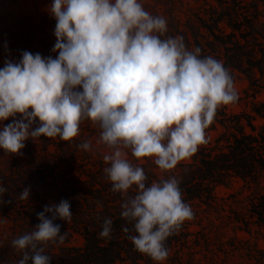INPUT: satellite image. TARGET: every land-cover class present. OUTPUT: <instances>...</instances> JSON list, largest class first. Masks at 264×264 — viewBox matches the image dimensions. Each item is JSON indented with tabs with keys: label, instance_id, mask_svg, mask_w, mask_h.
<instances>
[{
	"label": "clouds",
	"instance_id": "clouds-1",
	"mask_svg": "<svg viewBox=\"0 0 264 264\" xmlns=\"http://www.w3.org/2000/svg\"><path fill=\"white\" fill-rule=\"evenodd\" d=\"M48 12L56 20L55 57L24 51L0 69V149L21 155L28 140L71 142L90 121L99 129L111 191L122 197L121 217L132 225L123 231L135 250L164 262L167 239L194 213L176 175L148 184L140 164L150 159L172 173L206 143L217 109L238 100L230 71L199 47L189 49L182 36L167 35L166 19L141 0H54ZM77 147L92 151L88 140ZM6 191L0 185V197ZM30 196L31 186L24 187L19 199ZM72 216L69 200L45 205L39 224L11 241L22 254L18 264H51L45 250L67 237L56 221L71 223ZM112 231L106 218L99 237Z\"/></svg>",
	"mask_w": 264,
	"mask_h": 264
},
{
	"label": "trees",
	"instance_id": "trees-1",
	"mask_svg": "<svg viewBox=\"0 0 264 264\" xmlns=\"http://www.w3.org/2000/svg\"><path fill=\"white\" fill-rule=\"evenodd\" d=\"M244 4L243 0H221V7L219 5L221 9L212 8L211 14L209 11L205 18L194 17L192 14L194 12L191 9H186L190 16L187 17L188 19L184 24L185 29L172 24L173 28L168 29L167 35L182 36L186 46L189 49L199 47L202 56H210L214 52L219 55L222 54L215 49L211 53L206 45L213 47L216 44L217 47L219 46L218 51L222 52L224 48L227 60L224 66L230 71L233 81L237 77L236 71H239L245 74L249 81L260 90L264 89V40H261L263 34L257 26V21L264 14L263 10H258L261 6L264 7V0H254L249 12L248 8L242 7ZM202 29L205 31L202 32ZM228 29L231 31L227 32ZM210 36L213 39L209 41L207 38ZM214 58L219 59L218 57ZM258 73L261 76L257 77ZM254 106L253 111L264 119V103H261L260 106L257 104ZM254 120L255 115L229 114L226 108H218L214 121L205 130L206 143L201 144L192 156L193 163L180 164L174 170L179 171L180 169L179 175L176 176L181 181L182 199L186 203L195 199L204 202L208 200L209 202L206 204L212 205L211 208L219 213L222 220L219 224L216 223L217 225L212 224L210 228L205 227L206 231L200 233H190V223L185 221L180 230L166 241V247L169 250L166 264H176L175 261L178 262L179 258L178 255L174 257L175 253L184 252L185 249L195 252L194 254L188 252L191 256L201 253V247L204 248V251L210 250L214 254L220 253L222 250L220 246L225 243L224 240L228 235L226 233L228 226L246 233L254 232V226L259 230L264 229V124L256 125ZM213 131H218V136L211 140L210 135ZM60 143L62 148L65 143L62 140ZM61 156L60 153L58 159L62 158L63 160ZM58 159L49 161L48 166L43 167V169L42 166L36 169L34 166L36 162H34L28 167L19 165L18 171L15 170V167L10 168L9 174L11 176H7L6 172L3 171L0 174V185L7 189L3 197H0L4 201L0 203V211L3 210L4 214L10 218L12 214L17 213L15 217L12 216L15 222L14 234L9 238H0V255L4 254L3 259L7 255L9 264H18L22 258V254L12 247L11 241L18 236L31 232L39 224L37 215H29L26 206L31 204L38 190L47 185L49 180L47 178L54 174V169L60 162L57 161ZM38 164L39 162L36 163V165ZM107 166L102 164V172L99 171L98 174H89L88 170L86 174L83 173L86 176L84 182L88 184V187L78 185L81 179L73 180L72 183L67 180L69 186L65 188L58 186L57 183L53 184L52 190L55 191L52 195L53 201L55 204H59L62 199L70 201L72 219L74 220L72 229L74 232L82 231L85 243L78 248L59 245L57 248L61 251L60 255H51V264H117L119 261H123L124 264H140V261L147 262V264H164L153 261L150 257L135 250L134 245L128 239L129 234L123 231L125 227L131 229L132 225L121 217L122 197L119 193L111 191V182L104 174V168ZM147 177V183L151 184L156 175L149 173ZM235 177L249 181L247 183H255L256 188L249 199L250 204L245 205L246 201L244 200L242 205L245 206L231 209L229 213L233 216L227 219L223 213L226 209L225 206L213 205L212 200H215L214 188L217 185L231 183L232 178ZM45 178L47 181L43 182ZM28 186H31L30 198L20 200V193L24 187ZM23 202L25 204L20 206L19 204ZM44 206L45 204L37 208L33 206H28V208L43 211ZM190 206L193 209V205L190 204ZM20 207L26 209L25 213L23 210H19ZM100 207L101 209H99ZM195 207L198 209V204H195ZM14 208H18V212H14ZM193 213L195 215V212ZM198 213L200 211L196 214ZM106 218H110L113 222L111 238H100L99 233ZM56 223L61 225L62 234L67 232L65 222L57 220ZM213 233H215L214 236ZM193 235L194 244L191 240ZM70 236L71 234L67 232L64 243L69 242ZM234 240L241 248L249 251L251 259L258 252L261 255L259 259L256 256L258 262H264V252H256L252 247L253 245L249 244L248 239L237 236ZM53 247L49 246V251ZM194 247L195 250H193ZM177 248L179 251H176ZM250 248L253 251H250ZM172 252L174 253L172 254ZM3 259L0 260V264L3 263ZM193 261L196 262V259ZM207 264H215V262L212 259Z\"/></svg>",
	"mask_w": 264,
	"mask_h": 264
},
{
	"label": "rangeland",
	"instance_id": "rangeland-1",
	"mask_svg": "<svg viewBox=\"0 0 264 264\" xmlns=\"http://www.w3.org/2000/svg\"><path fill=\"white\" fill-rule=\"evenodd\" d=\"M243 1L245 4L242 7L248 8L249 12V8H251L254 0ZM53 2L54 0H0V69L5 66L6 60H12L13 62L19 61L21 59V53L24 51H28L33 54L40 53L44 57H55L56 54L52 52V48L56 43V37L54 35L56 20L48 12V8ZM141 2L143 3L145 9L153 15L164 17L167 21L168 29L170 30L173 28L174 24H176V26H180L181 29H185L184 24L188 19L187 17L190 16L186 12V9H191L192 12H194L192 13L194 17L200 16L203 18L208 15L209 11L211 14L212 8L221 9V0H141ZM258 10L264 11V7L261 6ZM195 20H197V18H195ZM174 21H176V23H174ZM221 25H223V23H221ZM257 26L263 34L261 37V40L263 41L264 14L261 15L260 19L257 21ZM204 31L205 30L202 29V32ZM230 31V29L227 30V32ZM208 38L207 40L209 41L213 39L211 36ZM206 47L208 51H211V53L213 49H215V51L218 53H222L219 55L214 52L210 56L218 57V60L223 62V64L227 62L226 56L224 54V48L222 49V52L218 51L219 46L217 47L216 44L213 46L215 48L210 47L209 45H206ZM236 75L237 77L234 80V86L238 93V100L234 104L222 106L219 109L226 108V111L229 114L255 115L254 123L256 125L264 124V119L260 118L253 111L255 104L260 106L261 103H264V89L259 90V88L255 86V84L251 83L242 72L236 71ZM259 76H261L260 73L257 74V77ZM4 123H11V120L5 121ZM217 136L218 131H213L210 135V138L211 140H214ZM84 140L91 141L92 151H83L77 147V145ZM98 140L99 129L93 127L90 121H84L80 125L78 137L71 142L64 141L65 144L62 145V148L59 137H40L35 141H26L25 148L22 150L21 155H5L4 151L0 149V174L3 171L6 172L7 176H11L9 174L10 168L12 169V167H15V170L18 171L19 165L28 167L29 165H33L34 162H39L38 165H36V163L34 164L36 169L41 166L43 169V167L48 166L49 161H55L60 156V153L62 154L61 157H63V160L62 158L57 160L60 162L56 165L54 174L50 176V178H47L49 179L47 185H44L43 188H40L38 193L34 195V199L32 200L31 204L26 206L29 215L33 216V214H35L36 216L37 213L41 211L30 209L28 206L37 208L42 204L50 205L55 203L52 197V195L55 193V191L52 190L53 184L57 183L58 186L65 188L69 186L67 180H70L72 183L73 180L76 181L81 179L78 185L81 187H88V184L84 182L86 176L83 173L86 174L87 170L89 171V174H98L99 171L102 172L101 165H106L102 159V156L105 154V149L102 145L98 144ZM63 151L65 152L63 153ZM129 159L134 164L139 163V161L135 160V158L132 157L130 153ZM184 163H193V157L187 161L180 162L181 165ZM180 164L178 165L180 166ZM140 166L144 168L147 175L149 173H151V175H156L157 178L155 177V182H158L161 176L166 179L171 174L179 175L180 173V169L179 171L173 170L172 173H162L158 166L155 165L150 159H146L144 163L140 164ZM12 172H14V170H12ZM46 181L47 180L45 178L43 182ZM247 182L249 181L235 177L232 178L231 183L227 185H217L214 188L215 200H212L214 202L213 205H224L226 209L223 211V213L227 219L230 218V216H233L229 213V211L231 212V209L244 207L248 203L250 204L249 199L251 198V194H254L256 186L253 182ZM244 200L246 201V204L242 205ZM203 202V200L201 201L199 199L189 200L187 202L188 204L193 205L192 210L195 212L194 218L188 220L190 223V233L205 232L207 227L210 228L212 224H219V222L222 220L219 213L211 208L212 205L208 206L206 204L209 202L208 200H206L204 203ZM23 204H25V202L19 205L22 206ZM195 204H198L200 209H197ZM26 209H22V207L19 208L20 211L23 210V213H25ZM99 209H101V207ZM13 210L14 212H18V208H14ZM199 211L200 213L196 214ZM16 214L17 213L12 214L10 218L8 215L4 214L3 210L0 211V238H9V236L14 234L15 222L13 217H15ZM73 226V219L71 223H66V231L70 233L71 236L69 242L63 243V245L76 248L82 247L85 243L84 235L82 234V231L74 232L72 229ZM253 230L254 232L252 233H246L245 231H239L234 229V227L228 226L226 231L228 235L224 240L225 243H222L220 246L222 249L220 253L216 252L214 254L213 252H210V250L204 251V248L201 247V253L191 256L190 253L194 254L195 252L185 249L184 252L175 253L174 257L178 255L179 258L178 262H175L176 264H207L213 259L215 264H264V262L259 263V260L256 258L257 256L259 259L261 256L257 251L260 253L264 252V229L259 230V228L254 226ZM214 235L215 233H213V236ZM237 236L248 239L250 241L249 244L253 245L252 247L257 253L252 259L249 256V251L245 248L243 249V247L241 248L240 245H237L235 242L234 238ZM191 240H194V235L191 237ZM192 244H194V241ZM57 247L59 246H54L50 251V248H47L45 250L46 254L50 256L60 255L61 251ZM193 250H195V247ZM251 250L252 248H250V251ZM176 251H179L178 248ZM173 253L174 252H172V254ZM204 255H207V257L205 258ZM3 257L4 254H1L0 260L3 259ZM195 259L196 262L193 261ZM140 262V264H147V262L144 261ZM167 262L168 260L166 259L164 262L158 263L166 264ZM2 264H9L7 255L6 258L3 259ZM117 264L124 263L123 261H119Z\"/></svg>",
	"mask_w": 264,
	"mask_h": 264
}]
</instances>
